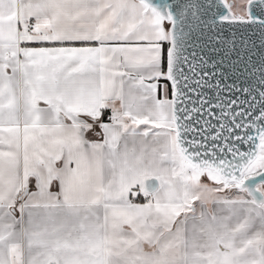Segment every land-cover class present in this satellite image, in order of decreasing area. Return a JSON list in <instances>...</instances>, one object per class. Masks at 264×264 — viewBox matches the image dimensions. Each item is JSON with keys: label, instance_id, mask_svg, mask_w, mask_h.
Listing matches in <instances>:
<instances>
[{"label": "snow or ice", "instance_id": "1", "mask_svg": "<svg viewBox=\"0 0 264 264\" xmlns=\"http://www.w3.org/2000/svg\"><path fill=\"white\" fill-rule=\"evenodd\" d=\"M0 264H264V0H0Z\"/></svg>", "mask_w": 264, "mask_h": 264}]
</instances>
